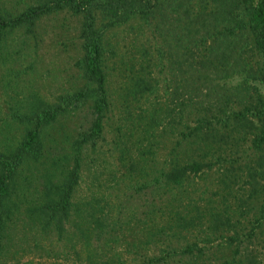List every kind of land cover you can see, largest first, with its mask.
I'll return each mask as SVG.
<instances>
[{"label":"rangeland","instance_id":"374dc122","mask_svg":"<svg viewBox=\"0 0 264 264\" xmlns=\"http://www.w3.org/2000/svg\"><path fill=\"white\" fill-rule=\"evenodd\" d=\"M38 1L0 0V12L14 16ZM106 22L96 15L110 106L101 135L80 150L72 201L83 217H70L56 239L32 222L28 209L41 201L48 179L57 181L70 167L72 142L92 119L89 100L46 128L40 159L23 164L13 197L18 208L6 228L0 264H264L261 196L249 198L245 184L255 126L247 124L234 133L226 116L240 105L218 108L213 98L204 102L195 92L185 97L177 89L173 67L178 57L155 19L135 16L104 26ZM80 23V14L56 11L38 18L31 33H0V145H14L23 134L24 126L12 112L52 104L59 95L84 86ZM209 43L193 47L192 57L202 56ZM253 53L254 68L262 67L264 59ZM137 79L154 86V92L132 96ZM260 91L264 102V89ZM190 162L200 164V171L188 174L180 185L153 182L160 170ZM212 213L230 219L238 241L228 245L231 231L208 229ZM178 217L193 218L195 228L181 229ZM190 242L203 246V254L159 252Z\"/></svg>","mask_w":264,"mask_h":264},{"label":"trees","instance_id":"16d2710c","mask_svg":"<svg viewBox=\"0 0 264 264\" xmlns=\"http://www.w3.org/2000/svg\"><path fill=\"white\" fill-rule=\"evenodd\" d=\"M194 1L39 0L14 16L0 12V33L15 29L31 33L38 18L50 12L68 11L80 14L79 66L84 80L82 88L59 95L52 104H39L28 110L11 113L17 123L23 124L24 130L16 144L8 147L0 145V248L7 243V240H3L7 236L6 228L18 208L13 197L17 196L16 178L23 164L40 159L42 134L46 128L71 108L89 100L92 119L89 126L78 133L72 142L70 167L57 181L48 179L44 184L41 201L28 209L32 222L42 232L54 234L56 239L61 238L70 217L74 216L79 220L83 217L78 209L73 208L72 201L80 178V150L84 144L101 135L110 106L101 65L102 30L94 24L97 14L107 19L104 26L121 24L135 16L144 20L155 19L158 32L178 57L173 67L179 83L177 89L185 97L188 92H195L196 97L201 96L204 102L213 98L212 101L218 108L221 104L241 106L238 110H230L226 121L232 130L234 128V133H238L239 127L247 124L255 126V131L250 133L249 138L253 157L252 165L245 175V184L249 186V198L261 196L259 211L260 216L264 215V102L260 97V90L264 89V64L254 68L255 63L251 60L253 52L264 59V0ZM205 40L210 43L204 54L194 59L190 50ZM134 86L136 90H132V96L138 92L151 93L155 90L154 86L141 79H137ZM188 98L191 99L190 96ZM200 168L201 165L196 162L174 165L167 170H160L158 178L153 179V182L157 184L161 179L164 184L177 186L188 174H195ZM72 211L77 214H71ZM176 220L183 230L196 226L193 218L178 217ZM218 227L221 231L232 232L226 237L228 245L238 241L230 219L222 214L212 213L208 229L217 231ZM203 250V246L190 242L178 247L160 248L159 252H178L181 255L199 257ZM235 250L237 251L236 248Z\"/></svg>","mask_w":264,"mask_h":264}]
</instances>
